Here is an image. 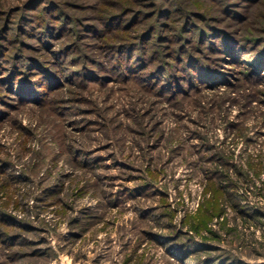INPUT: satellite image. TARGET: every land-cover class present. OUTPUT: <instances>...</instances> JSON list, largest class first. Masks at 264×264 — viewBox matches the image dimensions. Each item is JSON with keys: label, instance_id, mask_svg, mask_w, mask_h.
Segmentation results:
<instances>
[{"label": "rangeland", "instance_id": "obj_1", "mask_svg": "<svg viewBox=\"0 0 264 264\" xmlns=\"http://www.w3.org/2000/svg\"><path fill=\"white\" fill-rule=\"evenodd\" d=\"M0 264H264V0H0Z\"/></svg>", "mask_w": 264, "mask_h": 264}, {"label": "trees", "instance_id": "obj_2", "mask_svg": "<svg viewBox=\"0 0 264 264\" xmlns=\"http://www.w3.org/2000/svg\"><path fill=\"white\" fill-rule=\"evenodd\" d=\"M220 38H221V39H223V38H224V41H226V40H227V37H223V36L221 37V36H220ZM228 45H229L230 47L232 46V45H230L229 43H228ZM230 47H227V48L231 49L232 47H231V48H230ZM229 49H228V50H229Z\"/></svg>", "mask_w": 264, "mask_h": 264}]
</instances>
